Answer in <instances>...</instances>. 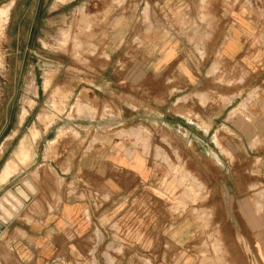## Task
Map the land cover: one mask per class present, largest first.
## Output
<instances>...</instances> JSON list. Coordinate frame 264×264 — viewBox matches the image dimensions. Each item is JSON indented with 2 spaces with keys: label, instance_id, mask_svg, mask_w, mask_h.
<instances>
[{
  "label": "rangeland",
  "instance_id": "obj_1",
  "mask_svg": "<svg viewBox=\"0 0 264 264\" xmlns=\"http://www.w3.org/2000/svg\"><path fill=\"white\" fill-rule=\"evenodd\" d=\"M152 2L0 0V9L9 5L0 23V146L9 148H0V157H9L23 137L35 141L41 155L51 150L59 160L70 149L74 156H92L95 143L119 142L122 152L130 149L152 167L154 191L166 201L153 209L168 219L160 224L163 231L173 237L183 227L188 237L179 261H172L176 247L169 243L154 246L162 260L148 264H185L186 257L199 264L202 254L216 264H264V160L256 159L253 176L240 163L241 140L264 141V133H255L264 114V0H187L177 7ZM221 11L227 17H218ZM112 17L127 18L114 46ZM200 24L210 31L192 35ZM232 39L241 52L227 60L220 51ZM161 41L169 48L151 54L145 47ZM178 42L182 52H170ZM208 42L215 43L210 70L190 68L200 65ZM194 120L205 130L214 122L213 139L221 147L228 143L231 194L242 177L255 180L257 190L224 197L215 192L220 183L214 172L222 171L208 149L200 159L194 153ZM49 125L58 129L57 138L38 140L36 127ZM211 136L201 134L202 142ZM191 182L195 193L185 195ZM158 226L153 223V237L161 234ZM226 232L242 262H234Z\"/></svg>",
  "mask_w": 264,
  "mask_h": 264
},
{
  "label": "crops",
  "instance_id": "obj_2",
  "mask_svg": "<svg viewBox=\"0 0 264 264\" xmlns=\"http://www.w3.org/2000/svg\"><path fill=\"white\" fill-rule=\"evenodd\" d=\"M152 1L154 3L158 0ZM159 1L169 7H177L187 2V0ZM196 17H201V14L197 13ZM218 17L227 15L221 11ZM112 19L117 22L111 39L114 46L121 42V22L127 18ZM195 31L201 35L208 33L210 28L206 24L202 26L200 24L198 29L192 31V35H195ZM145 47L152 54L153 49L157 52L166 46L161 41L155 46L153 42H146ZM234 47H236L234 40H229L223 51H220L223 53L222 56L229 60L241 52L237 50L238 48L237 51L234 50ZM168 48L169 46L166 47ZM115 51L116 49L112 51L113 54ZM169 51L174 54L182 52L181 43L172 44ZM193 53H196L195 49ZM214 55L215 43L208 42L206 55L201 57L200 65H191L190 68L210 70L214 64L210 59ZM225 121L230 128L236 130L233 119L229 121V117H226ZM213 123L205 130L194 120L192 129L198 135L194 136L193 140L194 153H198L200 159L202 151L208 149L210 160H215L216 166L222 171L219 175L214 172L216 180L220 183L215 192L219 191V196L224 197L238 195L239 191L257 190L253 184L255 180L249 178L245 180L242 177L241 183L236 185L235 193L231 194L232 170L229 168L231 163L224 151H229L230 148L228 143H222L221 147L220 143L213 139L214 133L217 132ZM36 129L40 134L38 140L43 139L47 143L58 136V129L55 128L56 131H53L52 125ZM239 132L243 139V131ZM255 133L259 135L264 133V114L262 123L256 125ZM201 134L212 135L209 142H202ZM51 136L53 138H50ZM28 141V138L23 137L19 146L10 152L9 157L3 161L0 157V195L10 189L17 190L25 181L30 182L33 187L32 200L25 201L26 203L14 212L12 218L0 225V264H148L162 260L159 258L161 254L153 253V247L167 246L169 243L176 247L172 261H179L178 256L187 244L188 237H185L183 227L178 228L176 236L173 237H169L168 233L163 231L160 224L167 225L168 219L162 214L154 216L153 209L154 206L162 208L166 201L154 191L152 167H147L145 161L138 159L135 153L129 152L130 149L124 153L119 142L104 140L95 143L92 156L89 152L84 156L80 153L74 156L70 149L69 155L59 160L53 156L51 150L47 151V156L41 155L37 152L35 141L29 143ZM241 141V166L244 167L246 174L253 176L254 169L259 165L256 159L264 160V141L256 144L251 143L249 138L247 141ZM21 143L27 144L30 149V155L26 160H22L19 154ZM1 145L2 153L8 150L6 142ZM12 163L15 165L6 175V168ZM224 191L225 194L222 193ZM244 197L251 195L244 194ZM154 222L159 224L161 233L159 237L152 236ZM226 234V244L233 247L231 252L234 262H242L244 258L236 249L237 242L229 232ZM204 257L202 254L199 264L217 263L214 259ZM191 261L192 258L186 257L185 264Z\"/></svg>",
  "mask_w": 264,
  "mask_h": 264
},
{
  "label": "bare ground",
  "instance_id": "obj_3",
  "mask_svg": "<svg viewBox=\"0 0 264 264\" xmlns=\"http://www.w3.org/2000/svg\"><path fill=\"white\" fill-rule=\"evenodd\" d=\"M8 8L9 5H7L4 8L0 9V23L5 20L7 12H8ZM146 12V11H145ZM148 14V13H147ZM34 138H36V135L33 134L32 135ZM26 139V138H25ZM22 144V143H21ZM27 145V144H26ZM25 144H22V148H23V159H26L29 157V148L26 146ZM130 162V161H129ZM141 162V161H140ZM179 165V164H178ZM189 168V167H188ZM12 169V164H10L6 170H5V174H9L10 171ZM182 170V169H180ZM190 171V170H189ZM187 172V171H186ZM185 172V173H186ZM191 174V173H190ZM190 176V175H189ZM188 178V177H187ZM186 178V179H187ZM180 182V181H179ZM192 184V182H191ZM181 185V184H180ZM184 185V184H183ZM157 186V185H156ZM190 186V185H189ZM198 186V185H197ZM162 188V187H161ZM199 188V187H198ZM28 189H33L32 184L28 181H25L23 184H20L17 187V190H10L8 191L6 194H4L1 198H0V225L6 221H8L10 218L13 217L14 212L18 209L19 206H21L25 201H28V198H30L28 196ZM200 189V188H199ZM198 189V190H199ZM263 190V189H262ZM195 191V188L193 186V184L190 187H186L185 188V195H187V193L192 194ZM197 192V191H196ZM195 193V192H194ZM180 196V195H179ZM177 199V198H176ZM195 199V198H193ZM191 200V199H190ZM202 201V199H201ZM184 206V205H183ZM187 208V207H186ZM188 210V209H187ZM197 212V211H196ZM199 214V213H197ZM203 214V213H202ZM205 214V213H204ZM200 216V214H199ZM206 223V222H204ZM236 255V254H235ZM240 256V255H239ZM233 257V256H232ZM242 261V260H241ZM237 262V261H236Z\"/></svg>",
  "mask_w": 264,
  "mask_h": 264
}]
</instances>
